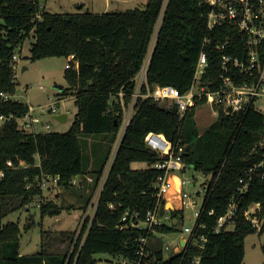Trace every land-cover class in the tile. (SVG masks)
<instances>
[{"label": "trees", "instance_id": "trees-1", "mask_svg": "<svg viewBox=\"0 0 264 264\" xmlns=\"http://www.w3.org/2000/svg\"><path fill=\"white\" fill-rule=\"evenodd\" d=\"M210 9L198 0H146L143 8L102 13L81 9L63 14L47 11L40 0H0V115L22 116L28 111V104L11 98L16 86L11 59L31 37L34 38L31 61L49 57L67 59L69 66L64 69L67 86L60 95L73 92L76 106L75 118L66 132H25L15 119L0 128V170L6 168L7 160L15 165L5 169L0 178V264H96L97 253L136 259L140 238L148 237L150 241L153 232L178 231L177 222L183 219L184 210L169 211L177 222L151 228H120L126 223L122 217L127 211L128 217L136 214V219L143 221L160 203L159 214H165V200L156 196V181L165 170L153 165L167 157L145 144L144 138L150 131L163 134L174 146L183 147L184 167L177 172L193 167L210 176L200 218L205 227L196 230L197 235L206 236L204 248L192 242L186 252H172L165 258V246L158 244L151 247L155 255L152 263L185 264L200 254L199 264H243L245 237L256 232L245 220L243 210L256 202L264 208V180L255 179L251 184L237 210L234 230L213 233L212 228L216 218L225 212L238 179L261 158L264 117L252 109L230 115L221 112L202 128L197 124L196 114L206 103L205 98L196 99L183 115L174 103L164 107L162 104L167 101L139 98L93 217L87 216L83 221L71 253L69 248L64 252L52 251L42 242L40 251L20 254L19 223H1L4 213L26 207L37 198L42 201L41 217L51 214V210L53 214L59 213L56 204L43 201L44 190L39 186L43 175H59L57 187L67 189L73 186L76 176H81V188L87 182L86 175L91 177L90 192L81 206L86 212L121 124L122 106L117 94L123 91L125 103L129 101L134 77L143 64L160 13L163 11L147 67V81L150 86L172 85L185 93L192 85L203 39L214 35L207 30ZM206 51L208 65L203 80L214 90L220 86L221 53L213 45H208ZM89 135L93 137L92 149L86 166L82 144H88ZM21 161L24 166H19ZM139 162L147 166L132 167ZM8 203L14 206L8 208ZM32 224L25 225V229Z\"/></svg>", "mask_w": 264, "mask_h": 264}, {"label": "built area", "instance_id": "built-area-1", "mask_svg": "<svg viewBox=\"0 0 264 264\" xmlns=\"http://www.w3.org/2000/svg\"><path fill=\"white\" fill-rule=\"evenodd\" d=\"M200 4H207L211 7L207 14V30L214 32L213 37L205 36L202 48L198 56V61L194 71V77L190 89L181 93L172 85L155 84L150 86L147 81V67L151 55L153 53L157 34L161 24L163 11L160 13L158 21L155 25L154 32L151 36L148 49L139 72L134 77L135 86L128 102L124 101V92L119 91L117 97L121 100L122 120L118 130L117 138L113 144L111 153L106 163L103 174L98 181V194L96 200L89 203V207L84 212V220L87 216L93 217L96 209L97 201L101 193L102 187L108 176L109 170L115 158L117 149L120 145L122 137L129 125L132 117L137 111L139 98L153 99L154 101H168L170 104L177 105L180 115L192 108L196 99L205 98V104L209 105L212 110V116L218 117L222 112L224 114H234L253 110L264 117V0H198ZM213 45L216 50L221 53V75L220 86L217 89H210L208 82L203 80L206 67L208 65L206 47ZM22 48V47H21ZM19 49V48H18ZM21 51V49H19ZM72 56L69 57L71 59ZM11 67L13 75L16 78V70L20 65V56L14 53L11 59ZM69 65L67 64L66 67ZM197 87V90L195 88ZM145 88V90H143ZM2 94V93H1ZM8 99V96H4ZM54 103L51 106L44 105L33 106L28 104V111L22 116L0 115V128L11 119H15L19 129L25 132H50V125H43L42 130L37 129V125L42 122L40 113L47 111H55ZM39 111L37 113L36 111ZM144 142L154 152L166 156L165 160L158 161L153 166L158 169H164L163 175L159 176L156 181L158 199L167 198L165 192L171 187L170 175L183 169L181 154L182 146H174L163 134L150 131L146 134ZM262 149L261 158L252 167L247 169L239 179L235 193L231 196L230 201L223 214L216 218L213 233L234 230L237 224V210L245 195L249 192L251 184L255 179L264 180V144H260ZM23 161L19 162V166H24ZM15 168L12 160L6 161L5 169ZM5 169L0 170V178L4 176ZM60 180L59 175H43L40 179L39 186L43 190L51 187H57ZM88 183H92L91 177L87 176ZM189 182L184 178L180 180L179 197L180 207L174 210H184V200L188 198L190 206L194 209V223L191 227L184 228V235H181L179 242L172 247V252H186L190 244L195 243L200 249L204 248L206 236L202 233L197 235L196 230L205 227L200 222V218L204 211L205 193L208 182L202 188L203 198L199 207L196 209L198 202L196 199L184 192V185ZM76 185L75 178L72 181ZM96 185V186H97ZM79 188L82 185H78ZM96 189V187H95ZM200 193V192H198ZM113 207V205H110ZM165 210V214L160 215V203L154 210L149 211L145 220L136 219V214L129 216V212H125L122 221L126 222L120 228H151L154 225H161L165 222H173L170 210ZM213 210L209 212L211 215ZM243 216L256 232L264 233V208L261 203L256 202L248 205L243 210ZM83 220V221H84ZM186 234V235H185ZM184 239V246L180 245V240ZM138 257L136 259L120 258L117 264H153L155 255L150 247L148 237H142L139 240ZM165 258L168 254L165 253ZM200 254L195 255L185 264H199Z\"/></svg>", "mask_w": 264, "mask_h": 264}, {"label": "rangeland", "instance_id": "rangeland-1", "mask_svg": "<svg viewBox=\"0 0 264 264\" xmlns=\"http://www.w3.org/2000/svg\"><path fill=\"white\" fill-rule=\"evenodd\" d=\"M145 2L146 0H129L127 3L118 4L117 6L111 3V6L106 8L105 0H40V5L45 6V9L51 13H74L81 11V9L82 11L90 10L102 13L135 7L143 8ZM33 41L34 38L32 37L26 39L21 51L19 49L16 50V53L20 56V65L16 70L15 92L11 98L34 106L44 105L48 107L54 103L56 107L54 112L46 110L44 113H40L42 122L37 125V129L42 130L43 125L49 124L51 132H66L71 127L76 113L73 92L68 91L65 96L60 95L67 86L64 78L67 59L65 57H49L31 61L29 55ZM23 66L26 69H23ZM195 90H197V87ZM163 105L167 107L170 102L167 101V104ZM36 112L39 113L38 110ZM60 114H66L64 122L56 119L55 116ZM213 119L215 118L212 116V110L209 105L204 104L197 110L196 120L199 127L205 128ZM89 136H86L88 144H82L84 148V164L86 166L91 158L92 149L91 142L93 137ZM146 166V163L141 162L132 164L135 169L145 168ZM174 174L181 179L186 178L189 180L183 186L184 192L197 200V209L204 195L201 192L202 188L210 180V176H204L200 170H196L193 167ZM75 182L77 184L68 189L59 186L43 191V201H52L56 204L60 208L58 214H53L51 210V214L41 217L40 206L42 201H40V198L30 201L26 207H17L13 211L4 213L1 223L18 222L21 228L20 254H33L40 251L42 242L52 251L64 252L67 248H69L70 253L73 251L84 220L85 213L81 206L84 204L92 185V183L85 182L83 188H79L81 176H76ZM174 187L180 192L178 184L174 185ZM97 194L98 185L90 202L94 199L96 200ZM184 205L183 219H178V222L176 219L173 220L177 222L179 230L170 233L153 232L150 239V247L154 248L158 244L162 246L168 244L172 248L179 242L180 236L184 235V228L193 225L195 220L194 209L190 206L188 198H185ZM13 206V204L10 205L8 203V208ZM164 207L166 210L171 209L166 203H164ZM160 209H162V204H160ZM30 222L33 223L32 226L29 229H25V225L27 226ZM73 232L75 234L74 237H72ZM94 257L97 260L96 264H117L120 259V257H114L108 253H97ZM243 264H264V233L255 232L245 237Z\"/></svg>", "mask_w": 264, "mask_h": 264}, {"label": "crops", "instance_id": "crops-1", "mask_svg": "<svg viewBox=\"0 0 264 264\" xmlns=\"http://www.w3.org/2000/svg\"><path fill=\"white\" fill-rule=\"evenodd\" d=\"M127 1H129V0H105V7L106 8L110 7L111 3L115 4V6H117L118 4L127 3ZM23 68L26 69L25 66H23ZM180 180H181V178L179 176H177L176 174L170 175V181L172 182V184H171V187L165 192V196L167 198V201L171 203L172 208H179L180 207L179 192L177 191V188L174 187V185L178 184L179 187L182 188V185H180Z\"/></svg>", "mask_w": 264, "mask_h": 264}, {"label": "water", "instance_id": "water-1", "mask_svg": "<svg viewBox=\"0 0 264 264\" xmlns=\"http://www.w3.org/2000/svg\"><path fill=\"white\" fill-rule=\"evenodd\" d=\"M23 69H25V68H23ZM55 117H56V119L60 120L61 122H64L66 120V114L56 115ZM167 204H169L168 201H166V205ZM172 210H174V209L171 207L170 211H172ZM180 245L184 246V239L183 238L180 240ZM165 252L168 254V256H171V254H172V248L168 244L165 245Z\"/></svg>", "mask_w": 264, "mask_h": 264}, {"label": "bare ground", "instance_id": "bare-ground-1", "mask_svg": "<svg viewBox=\"0 0 264 264\" xmlns=\"http://www.w3.org/2000/svg\"><path fill=\"white\" fill-rule=\"evenodd\" d=\"M168 205H169L170 207L172 206L170 202H169V204H168Z\"/></svg>", "mask_w": 264, "mask_h": 264}]
</instances>
